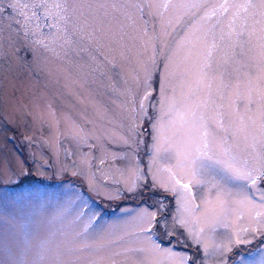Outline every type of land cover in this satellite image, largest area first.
Segmentation results:
<instances>
[{
    "label": "rangeland",
    "instance_id": "1",
    "mask_svg": "<svg viewBox=\"0 0 264 264\" xmlns=\"http://www.w3.org/2000/svg\"><path fill=\"white\" fill-rule=\"evenodd\" d=\"M166 2L0 0V264H264V181L205 172L184 213L199 244L144 230L173 223L169 152L199 140L177 110L217 159L264 167V20L241 12L237 39L234 9L201 19L222 0Z\"/></svg>",
    "mask_w": 264,
    "mask_h": 264
},
{
    "label": "snow or ice",
    "instance_id": "2",
    "mask_svg": "<svg viewBox=\"0 0 264 264\" xmlns=\"http://www.w3.org/2000/svg\"><path fill=\"white\" fill-rule=\"evenodd\" d=\"M171 0H167L163 4V7L167 9ZM204 0H184L179 6L183 8L195 9L202 7ZM175 6V5H174ZM56 7H61L57 4ZM235 10L231 12V19L229 22V32L228 35L234 36L237 39L244 34L243 28L246 23V17H241V12L247 13L250 16H259L264 20V0H243L242 3H233L230 0H222L216 8H213L211 13L206 17H202V20L210 19L211 17H217V23H219V17H224L230 12V10ZM237 19L241 20V29L242 31H237L234 27ZM195 29V26H194ZM223 39V35L221 36ZM215 47V44H213ZM211 56V51L209 52ZM209 65L205 64V67ZM206 74V73H205ZM174 119L180 121L182 124H190L195 127L196 122L199 121L198 129L200 131L199 140L193 141V147L189 148L186 151L182 150H172L169 152L170 156H174L177 160L178 172H173L172 169H166L170 175V184L164 185L161 184L160 187L165 191H170L174 196L179 198L180 208L178 210L177 216L174 218L173 223L169 225L167 217H159L156 212H146L145 218L148 227L144 230L151 232L153 228L158 227L162 230L165 236H168L170 239H176V230L177 228L184 229L185 233L191 237L197 244L200 243L198 238L199 232L203 231L199 229L194 231L189 226V221L185 217L184 213H193L198 210L199 206L193 204L191 208L188 206V202L194 200L192 193L193 185L199 186L205 184L208 181L203 179V174L208 172L211 174V171L219 169L224 172L229 180L235 181H245L250 183L252 186H257L258 182L264 181V167L261 168H246V167H236L235 164L231 163L230 156V147L222 148V152L225 157L228 159H217L213 154H211L209 145L210 138L215 139L214 133L210 130L208 121H206L203 115H198L195 109H190L188 111L177 110L174 113ZM217 126L223 128V120L217 122ZM155 127V126H154ZM156 139H160V129H157ZM223 143H226L224 141ZM189 179V183H182L183 179ZM264 200V196L261 198ZM243 242V241H237ZM157 248H160V245H156ZM163 250V249H161ZM170 255H175L168 250ZM189 257H181V264H187ZM192 264H195V261H192Z\"/></svg>",
    "mask_w": 264,
    "mask_h": 264
}]
</instances>
